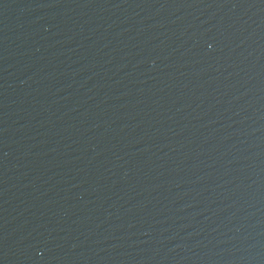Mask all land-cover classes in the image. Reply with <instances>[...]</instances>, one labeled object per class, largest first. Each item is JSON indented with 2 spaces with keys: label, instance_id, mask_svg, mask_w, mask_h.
Instances as JSON below:
<instances>
[{
  "label": "water",
  "instance_id": "1",
  "mask_svg": "<svg viewBox=\"0 0 264 264\" xmlns=\"http://www.w3.org/2000/svg\"><path fill=\"white\" fill-rule=\"evenodd\" d=\"M0 264H264V0H0Z\"/></svg>",
  "mask_w": 264,
  "mask_h": 264
}]
</instances>
